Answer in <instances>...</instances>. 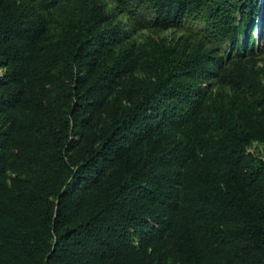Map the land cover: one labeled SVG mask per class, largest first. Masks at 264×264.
Returning a JSON list of instances; mask_svg holds the SVG:
<instances>
[{
  "label": "trees",
  "instance_id": "obj_1",
  "mask_svg": "<svg viewBox=\"0 0 264 264\" xmlns=\"http://www.w3.org/2000/svg\"><path fill=\"white\" fill-rule=\"evenodd\" d=\"M114 3L0 0V264H264V0Z\"/></svg>",
  "mask_w": 264,
  "mask_h": 264
},
{
  "label": "rangeland",
  "instance_id": "obj_2",
  "mask_svg": "<svg viewBox=\"0 0 264 264\" xmlns=\"http://www.w3.org/2000/svg\"><path fill=\"white\" fill-rule=\"evenodd\" d=\"M109 2L112 8L117 6V4L114 3V0H109ZM123 10H126V13L119 15V21L132 27L131 38L137 45L143 43L148 37L153 36L171 44L179 50L186 49V51H188L199 44L204 47L210 46V42L203 35L204 24L200 22L191 20L179 28L161 30L153 27V16L148 12L143 16V20H145L143 23L141 22L143 25H140L137 24V22H135L136 24L133 23L132 20L126 15L127 10L129 9ZM261 59L262 61L260 62V65H264V56H261ZM3 73L4 71L0 70V76ZM136 75L140 78H144L147 75V72L141 70L137 72ZM250 152L256 154L257 156L264 157V144L257 142L253 143L250 146Z\"/></svg>",
  "mask_w": 264,
  "mask_h": 264
},
{
  "label": "water",
  "instance_id": "obj_3",
  "mask_svg": "<svg viewBox=\"0 0 264 264\" xmlns=\"http://www.w3.org/2000/svg\"><path fill=\"white\" fill-rule=\"evenodd\" d=\"M260 31V30H259Z\"/></svg>",
  "mask_w": 264,
  "mask_h": 264
}]
</instances>
